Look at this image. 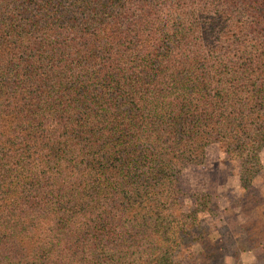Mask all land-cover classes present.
I'll use <instances>...</instances> for the list:
<instances>
[{"label":"trees","instance_id":"1","mask_svg":"<svg viewBox=\"0 0 264 264\" xmlns=\"http://www.w3.org/2000/svg\"><path fill=\"white\" fill-rule=\"evenodd\" d=\"M213 143L263 165L264 0H0V264H174Z\"/></svg>","mask_w":264,"mask_h":264},{"label":"rangeland","instance_id":"2","mask_svg":"<svg viewBox=\"0 0 264 264\" xmlns=\"http://www.w3.org/2000/svg\"><path fill=\"white\" fill-rule=\"evenodd\" d=\"M261 156L251 182L242 181L246 168L218 143L186 172L190 192L211 191L215 199L198 215L202 226L179 242L174 264H264V150Z\"/></svg>","mask_w":264,"mask_h":264}]
</instances>
